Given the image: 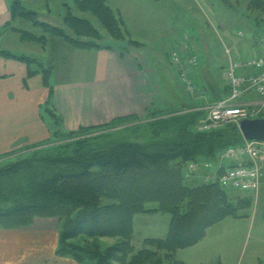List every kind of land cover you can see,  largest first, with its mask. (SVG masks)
<instances>
[{
	"label": "trees",
	"instance_id": "trees-1",
	"mask_svg": "<svg viewBox=\"0 0 264 264\" xmlns=\"http://www.w3.org/2000/svg\"><path fill=\"white\" fill-rule=\"evenodd\" d=\"M255 2L264 9V0ZM77 4L98 17L108 36L126 39L122 19L109 0H78ZM11 16L26 18L78 47L100 46L96 39L103 36L89 17L72 11L58 26L40 20L21 0H12ZM10 26L9 21L0 35ZM20 32L26 40H45L29 31ZM0 54L29 64L35 61L8 49H0ZM206 115L207 110L197 105L168 112L150 109L149 121L123 130L109 128L130 117L61 134L56 131L54 138L30 146L25 156L0 164V224L26 226L37 216L58 217L57 253L80 263L185 264L175 257L177 249L196 244L208 227L229 215H248L239 209L249 208L252 202L232 204L217 181L192 184L193 177L185 176L183 166L189 162L217 160L228 147L245 142L236 123L199 131L196 126ZM146 212L171 215L168 235L148 237L138 249L132 243L134 216ZM103 236L119 239L107 247L87 243Z\"/></svg>",
	"mask_w": 264,
	"mask_h": 264
},
{
	"label": "crops",
	"instance_id": "crops-1",
	"mask_svg": "<svg viewBox=\"0 0 264 264\" xmlns=\"http://www.w3.org/2000/svg\"><path fill=\"white\" fill-rule=\"evenodd\" d=\"M21 1L27 9L35 11L39 19L43 9L49 13L54 9H61V13H57L63 15V18L69 11L76 14L75 11L80 10V13L88 14V11L78 8V0ZM11 3L12 0H0V29L11 22V26L2 31L0 43L10 33L18 34L19 42H23L26 39L22 38L20 31H29L16 24L18 20L28 19L12 18ZM117 5L112 8L122 19V28L126 33L124 40L111 37L112 42L109 44L78 47L59 36L66 44H71L69 49L52 50L54 53L51 58L53 55L62 57L63 64L60 65L50 58L46 66L27 54L24 55L35 61L29 64L24 60L0 54V157L18 155L30 149V146L45 143L54 138L56 131L61 134L81 127L108 125L116 119L130 117V120L110 128L123 130L149 121L146 115L150 109L168 112L176 108L167 106L166 103L163 105L161 99L164 88H169L173 93L177 89L178 71L175 69L173 57L166 54L171 52L154 51L145 42L129 37V32L124 28L128 23L124 18L126 12ZM227 7L233 8L231 5ZM219 27V37L225 49L230 47L233 55L243 58L252 52L264 51L259 40L261 36L258 35L260 32L264 35V28L261 29L260 23L252 27L250 34L244 38L236 36V30L231 29L230 25L220 24ZM29 32L47 39L45 34ZM5 47L0 49L10 50ZM188 48V57L195 50L198 51L189 45ZM68 54L72 56V66L66 64ZM73 58L77 61L74 62ZM82 58H86L89 63H82ZM226 58L228 61V55ZM206 59L208 60V56L201 57L200 68H184L188 75L195 76L197 83L203 79L201 77ZM229 95L230 92L226 98ZM255 103H264V100ZM192 179L199 183L203 180L198 175H194ZM139 214L134 216V220ZM135 235L134 232V240ZM206 236L194 245L177 249L175 257L185 264H206L202 248H198ZM148 237L162 238L148 235L143 240ZM59 240L58 219L54 217H38L34 224L25 227H6L0 224V264H82L73 258L57 254ZM142 244L144 245V241Z\"/></svg>",
	"mask_w": 264,
	"mask_h": 264
},
{
	"label": "rangeland",
	"instance_id": "rangeland-1",
	"mask_svg": "<svg viewBox=\"0 0 264 264\" xmlns=\"http://www.w3.org/2000/svg\"><path fill=\"white\" fill-rule=\"evenodd\" d=\"M227 1L233 8L227 7L229 5H226L222 0H110V4L113 7L119 4L125 10L126 16L124 18L127 19L128 23H126L127 25L124 28L129 32V37L145 42L154 51H169L171 53L166 54L170 55L171 58L174 56V52L178 53L180 57L179 61L175 62L172 58L175 62V64L173 63L175 69L178 71L177 89L173 93L169 88H164L161 97L163 105L166 103L167 106L170 105L171 107L180 109L197 105L200 108L203 106V109L207 110L209 105L226 98L228 95V85L225 80V67L228 61H226L225 46L219 37V33H221L219 25H230L231 29L236 30V36H238V31L243 30L244 35L240 37L244 38L250 34L249 30H252L251 28L255 25L257 26L260 23L261 29L264 28V12H262L264 9L258 6L255 0ZM60 10L54 9L52 13H49L46 9H43L42 12L40 11V19L63 26V15L57 13H61ZM79 11L77 10L75 13L89 17L102 32L103 36L96 39L99 44L105 45L112 42L110 40L111 37L107 36V29L96 15L91 12H87L88 14L85 15ZM16 24L40 35L45 34L47 39L43 43L32 40L19 42L17 38L18 34L10 33L6 39L1 41L0 47L6 46L5 48H9L18 54H27L35 57L46 66H48L47 62L49 58L50 60L57 61L58 65L63 64L62 57H55L53 55L51 58V55L58 49H69L71 44H66L67 42L57 35L55 36L46 31L43 32L44 29L42 27L33 26L29 20H18ZM261 33H258L261 36L259 40L263 37ZM185 44L194 47L198 51L196 52L195 50L192 56L188 57L189 48ZM201 53L204 54L203 56H208V60L206 59V64L202 71L203 75L201 74V78L203 79H201L200 83H197L193 74L191 77L189 76L195 84V89L191 92L186 91L185 86L179 78L180 67H182L184 72H186L185 67L200 68L202 64H192L190 63V59L191 57L193 58V55H197L201 60V57H203ZM182 56H184L183 59ZM67 57L66 64L70 65L72 56L68 54ZM73 61L76 62L77 59L73 58ZM80 61L82 63H89L86 58H82ZM85 65L90 66L91 64ZM35 66H38L37 63H35ZM249 99L253 101L254 106L262 108L255 116H260V114L264 113V103H255L256 101L264 100V97L249 95ZM231 123L236 122L229 121L224 125ZM109 130L111 129L109 128ZM100 133L103 134L104 131H100ZM132 138H137V136L132 135ZM145 139L146 137H142V140ZM27 151L18 155L8 154L5 157H0V164L5 163L8 158L11 159L14 156H18L14 157V159L25 156ZM218 160L219 157L217 160L205 161L203 159V163L208 161L217 162ZM184 169H186L185 166H183ZM205 174L206 170L199 168L195 176L198 175V177L202 178ZM190 182L192 184L199 183L193 179ZM223 188L226 189L227 198L233 202L232 204H239L238 202L246 199L252 202L249 208L241 207L239 209L240 213L247 212L248 215H229L206 229L205 235L207 236L198 247L202 248L206 264H264V168L262 185L257 195L240 192L233 188ZM104 198L106 201L111 200L108 197ZM38 217L42 218L45 216L35 217L32 224H34ZM54 218L58 219L59 232L61 221L58 217ZM170 218L171 215L167 212L140 213L134 220L136 237L135 240L132 239V243L139 249L144 246L142 244L143 238L148 235L166 237L168 235ZM118 239L119 237L103 236L86 242L90 246L99 245L107 247L114 244ZM85 263L94 264L90 260H87Z\"/></svg>",
	"mask_w": 264,
	"mask_h": 264
},
{
	"label": "built area",
	"instance_id": "built-area-1",
	"mask_svg": "<svg viewBox=\"0 0 264 264\" xmlns=\"http://www.w3.org/2000/svg\"><path fill=\"white\" fill-rule=\"evenodd\" d=\"M237 35L243 36L244 31H238ZM260 41L264 48V35ZM225 50L228 55L225 80L230 88V95L207 107V115L196 126L199 131L214 130L229 121L238 123L241 118L254 117L262 109L254 106L249 95L264 97V51L252 52L242 58L233 55L230 48ZM172 57L175 62L180 60L177 52H174ZM199 62L197 55L190 59L192 64L198 65ZM179 78L187 91L195 89V84L182 67L179 70ZM230 161L234 162L227 164ZM199 168L206 170L202 177L204 182L217 181L222 187L257 195L262 185L264 142L245 140L241 144L230 146L222 152L217 162L191 161L186 166L185 176H194Z\"/></svg>",
	"mask_w": 264,
	"mask_h": 264
},
{
	"label": "water",
	"instance_id": "water-1",
	"mask_svg": "<svg viewBox=\"0 0 264 264\" xmlns=\"http://www.w3.org/2000/svg\"><path fill=\"white\" fill-rule=\"evenodd\" d=\"M237 126L245 140L264 142V116L241 118Z\"/></svg>",
	"mask_w": 264,
	"mask_h": 264
}]
</instances>
